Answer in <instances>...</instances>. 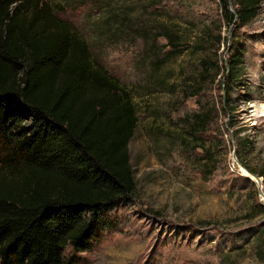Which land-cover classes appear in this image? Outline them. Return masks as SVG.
Masks as SVG:
<instances>
[{"label": "rangeland", "instance_id": "374dc122", "mask_svg": "<svg viewBox=\"0 0 264 264\" xmlns=\"http://www.w3.org/2000/svg\"><path fill=\"white\" fill-rule=\"evenodd\" d=\"M43 1L131 91L139 119L136 196L106 208L67 264H264V198L233 155L264 185V0L246 25L221 0Z\"/></svg>", "mask_w": 264, "mask_h": 264}, {"label": "trees", "instance_id": "16d2710c", "mask_svg": "<svg viewBox=\"0 0 264 264\" xmlns=\"http://www.w3.org/2000/svg\"><path fill=\"white\" fill-rule=\"evenodd\" d=\"M221 1L243 25L263 2ZM138 122L131 91L52 5L0 0V264H67V247H91L103 211L136 196Z\"/></svg>", "mask_w": 264, "mask_h": 264}, {"label": "water", "instance_id": "95a60500", "mask_svg": "<svg viewBox=\"0 0 264 264\" xmlns=\"http://www.w3.org/2000/svg\"><path fill=\"white\" fill-rule=\"evenodd\" d=\"M230 6H231V10L233 12H235V9H234V6L232 4V2L230 1ZM234 155V158H235V161L238 163V165H240V167L243 169H240V171L243 173V175L245 177H247L249 180H252L254 182L257 183V187H258V190H259V193L261 195V197L264 198V185H263V179L256 173L250 171L248 168H246L243 164L240 163L239 159L237 158V155H236V151H234L233 153Z\"/></svg>", "mask_w": 264, "mask_h": 264}, {"label": "bare ground", "instance_id": "6f19581e", "mask_svg": "<svg viewBox=\"0 0 264 264\" xmlns=\"http://www.w3.org/2000/svg\"><path fill=\"white\" fill-rule=\"evenodd\" d=\"M237 167H238L239 169H242V168L240 167V165H238ZM242 170H243V169H242ZM243 173H245V172H243ZM245 174H246V173H245Z\"/></svg>", "mask_w": 264, "mask_h": 264}]
</instances>
